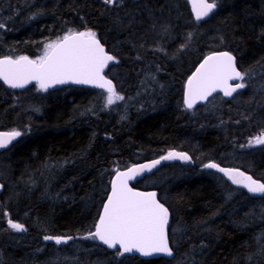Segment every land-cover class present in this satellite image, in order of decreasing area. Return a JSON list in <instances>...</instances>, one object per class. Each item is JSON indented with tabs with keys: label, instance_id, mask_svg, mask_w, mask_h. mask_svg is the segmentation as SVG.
Instances as JSON below:
<instances>
[{
	"label": "trees",
	"instance_id": "16d2710c",
	"mask_svg": "<svg viewBox=\"0 0 264 264\" xmlns=\"http://www.w3.org/2000/svg\"><path fill=\"white\" fill-rule=\"evenodd\" d=\"M122 4L0 0V57L38 59L69 31L91 30L116 58L106 76L118 93L132 96L147 79L157 84L153 107H129L123 115L97 110L105 107L101 91H41L35 85L13 91L0 82V131L21 132L0 152V264H264V197L251 198L216 173L196 169L212 161L264 182V147L238 151L246 138L264 131L258 99L264 0H216L201 22L184 0ZM220 50L234 56L244 79L253 76L250 85L230 100L213 97L216 113L202 112L206 105L185 108L186 78L204 56ZM170 150L186 152L193 166L163 165L157 171L165 170L167 181L144 177L133 187L156 189L169 209L173 258H117L116 251L88 242L113 173ZM232 151L243 159L233 160ZM9 220L26 230L14 231ZM45 236L71 239L60 251L64 243Z\"/></svg>",
	"mask_w": 264,
	"mask_h": 264
},
{
	"label": "snow or ice",
	"instance_id": "6c2138e0",
	"mask_svg": "<svg viewBox=\"0 0 264 264\" xmlns=\"http://www.w3.org/2000/svg\"><path fill=\"white\" fill-rule=\"evenodd\" d=\"M105 4L122 3L123 0H103ZM192 5L195 20L208 17L217 7L216 0H188ZM3 27V24H0ZM116 58L105 51L96 33L91 30L69 31L45 46L44 54L38 59L20 56L0 58V81L9 88L23 89L35 82L39 90L47 91L55 85H91L107 93L106 106L123 100L104 71ZM244 75L237 70L235 58L229 52L214 53L206 57L196 72L187 81L185 105L192 109L198 101H206L216 91L230 97L244 83L235 86L229 81H243ZM21 132L12 130L0 132V148H6ZM250 144L264 145V134L249 141ZM161 159H182L189 157L183 153L169 152ZM160 160L118 172L111 181V194L103 205V212L86 239L99 240L109 249H115L117 256L138 253L143 257L155 254L172 256L169 247L167 226L169 209L157 199L156 192H139L129 187L128 181L144 171H151ZM206 168H214L226 176L233 184L242 185L250 193L264 196V183L234 169L208 163ZM8 226L16 232L26 229L20 223L8 221ZM45 240H55L56 244L67 243L71 237L45 236Z\"/></svg>",
	"mask_w": 264,
	"mask_h": 264
},
{
	"label": "water",
	"instance_id": "95a60500",
	"mask_svg": "<svg viewBox=\"0 0 264 264\" xmlns=\"http://www.w3.org/2000/svg\"><path fill=\"white\" fill-rule=\"evenodd\" d=\"M186 3H187V5H188V8H189V12H190V15H191V17H192V19L194 20V21H196L195 20V16H194V13L192 12V5L188 2V0H184ZM104 3V2H103ZM105 4V3H104ZM109 5H113V4H109ZM215 10V9H214ZM214 10H213V12H214ZM212 12V13H213ZM211 13V14H212ZM210 14V15H211ZM209 15V16H210ZM208 16V17H209ZM208 17H205L203 20H201V21H204V20H206ZM201 21H196V22H201ZM98 39V38H97ZM105 48V47H104ZM105 51H106V49H105ZM107 52V51H106ZM220 52H227V51H222V50H220V51H213V52H211V53H209V54H207L206 56H204L198 63H197V65L192 69V71L190 72V74L188 75V77L186 78V80H185V83H184V86H183V91H182V102H183V105L185 106V108H187L186 107V105H185V103H184V101H185V96H186V91H187V81H188V79L196 72V70H197V68H199V66H200V64L201 63H203V61L206 59V57L207 56H209V55H211V54H214V53H220ZM108 53V52H107ZM108 54H110V53H108ZM231 54V53H230ZM111 55V54H110ZM232 55V54H231ZM233 56V55H232ZM5 57V56H4ZM20 57V56H19ZM234 57V56H233ZM0 58H3V57H0ZM13 58V57H12ZM18 58V57H17ZM13 59H15V58H13ZM30 59V58H29ZM113 64V62H110L109 63V65H108V67L105 69V71H104V74L106 73V71H107V69L111 66ZM235 64H236V61H235ZM237 67V66H236ZM237 70L239 71V69L237 68ZM106 76V75H105ZM107 79H110V78H108V77H106ZM111 80V79H110ZM112 81V80H111ZM6 88H8V89H11V90H14V91H21V90H24V89H26V88H28V87H30V86H32V85H36L37 87H38V85L35 83V82H33V83H31V84H29V85H27L25 88H23V89H12V88H9L6 84H4L3 83V81H0ZM113 83V82H112ZM237 83H239V81L238 80H232V81H229V84L230 85H232V86H235ZM113 85H114V83H113ZM66 86H73V87H78V88H83V89H91V90H102V89H99V88H96V87H93V86H91V85H77V84H64V85H55L54 87H51V88H49L47 91H52V90H56V89H59V88H62V87H66ZM241 89H237V91H235L233 94H232V96H230V97H226V96H224V94H223V92H221V91H216V92H214L211 96H209L208 97V99L206 100V101H198L195 105H194V107L193 108H196V107H198V106H203V105H205L207 102H208V100L211 98V97H213L214 95H220V96H222V98L223 99H225V100H229V99H231L233 96H234V94H236L237 92H239ZM102 91H104V90H102ZM192 108V109H193ZM188 109V108H187ZM0 132H9V131H0ZM18 138V137H17ZM16 138V139H17ZM15 139V140H16ZM15 140H13L7 147H9ZM6 147V148H7ZM5 148H0V152L2 151V150H4ZM177 152V153H183V154H186L188 157H189V159L188 160H182V159H169V160H164V159H161V157H163V156H166L169 152ZM170 151H168V152H166V153H164V154H162V155H159V156H157V157H154V158H151V159H147V160H142V161H138V162H135V163H132L131 165H129V166H127V167H125V168H122V169H119V170H117V171H115L114 173H113V175L111 176V178H110V181H109V185H108V192H107V194H106V197H105V199H104V201H103V203H102V206H101V209H100V212H99V215H98V217H97V220H96V222H95V224L98 222V219H99V217H100V215L102 214V212H103V205L107 202V198H108V196L111 194V181H113V180H115V178H116V175H117V173L118 172H124V171H127L128 170V168H130V167H133V166H139V165H143V164H151L153 161H155V160H160V163L159 164H157L154 168H152L151 169V171H144V172H142L140 175H138V176H136L134 179H132V180H129L128 181V184H129V187H131V188H133L135 191H139V192H156L157 193V199H158V191L156 190V189H138V188H135V187H133V185L132 184H134L136 181H139V180H141L142 178H144V177H146V176H149V175H151V174H153L155 171H157L160 167H162L163 165H166V164H172V163H177V164H179V165H182V166H193V161H192V159H191V157L186 153V152H184V151H177V150H170ZM208 163H213V162H205L203 165H201L200 167H198V170H209V171H213V172H215V173H217L220 177H222L227 183H229L233 188H235V189H239V190H242L243 192H245L249 197H252V198H259V197H264V196H262L261 194H254V193H250V192H248V190L246 189V188H244L242 185H238V184H233L232 182H231V180H229L226 176H224V174L223 173H221V172H219V171H217L216 169H214V168H206L205 167V165L206 164H208ZM218 165V164H217ZM219 166V165H218ZM219 167H222V166H219ZM222 168H226V169H234V170H237V171H239V172H242V173H244L246 176H251L249 173H247V172H245V171H243V170H241L240 168H237V167H222ZM252 177V176H251ZM253 178V177H252ZM254 180H256L257 182H260V183H263L262 181H260V180H258V179H255V178H253ZM0 189H1V184H0ZM159 200V199H158ZM165 206V205H164ZM166 207V206H165ZM170 219H171V217H170V212H169V222H168V226H167V232H168V228H169V225H170ZM95 226V225H94ZM95 229L93 228V230L92 231H94ZM96 242L98 243V245H100L102 248H104V249H106V250H108V251H116L115 249H109V248H107V246L106 245H104V244H102L99 240H96ZM170 247V246H169ZM173 252V251H172ZM129 256H134V257H137V258H139V259H141V260H150V259H158V258H165V259H171L172 257H173V255L172 256H166V255H164V254H155V255H153V256H151V257H143V256H140L138 253H134V254H125L124 256H117V258H123V257H129Z\"/></svg>",
	"mask_w": 264,
	"mask_h": 264
},
{
	"label": "rangeland",
	"instance_id": "374dc122",
	"mask_svg": "<svg viewBox=\"0 0 264 264\" xmlns=\"http://www.w3.org/2000/svg\"><path fill=\"white\" fill-rule=\"evenodd\" d=\"M115 5L117 6V8H122V6H123L122 3H117ZM252 80H253V76L251 74H249L245 79H243L242 82L245 85L243 90L248 88V86L250 85L249 83ZM154 88L155 89L157 88V84L153 80H152V82L150 81V79L141 81L140 82V86H139V90L132 96L131 95L123 96L122 94L117 92L119 95L123 96L124 99L116 101L114 104H112L110 106H106L107 93L100 92L98 94L99 95L98 98H99V101L102 104H105V107H102V106L97 107V110L112 109L115 112H121V114H123V115H125L127 113L129 107H132L133 109L138 110V111L140 109L142 111L145 109L144 111H146L149 108L153 107V105H154V103H153L155 101L154 95L157 94L156 90ZM259 88L262 89V90H260V95H259L260 97H258V99L259 98L261 99V102L259 104L264 107V88H262V87H259ZM251 94H253L255 96V97H252V98L256 100L257 99L256 93L252 92ZM237 98L234 99V103H237V101L239 100ZM95 101L96 100L94 99V102ZM216 101H217V99L210 100L206 104V109L203 110L202 112L207 113L206 111H212V113H216L217 112L216 111V109H217L216 105L217 104H215ZM263 107H262V109H264ZM95 109H96V105H95ZM194 109L195 108H193L191 110H194ZM194 112H196V111H194ZM198 112H200V110H197V113ZM261 134H264V131H259V132L255 133V134H253L252 136L246 138V140L241 144V146H240L238 151H241L242 153H245L246 151H248V149H251V148L264 147V145H262V144H250L249 143V141L253 140L255 137L260 136ZM231 158L233 160H235V158H237V160L240 161L241 159H243V155L240 156L239 154H237V151H232V157ZM163 171H165V170H160V171L155 172L154 174H151V175L147 176L146 177V181L157 183L156 179L158 180L159 178L162 181H164V182L167 181L168 177L165 175L166 173H164ZM218 181L220 182L221 185H223L222 181H220V180H218ZM226 191L231 194V197L235 196V194H236V191L229 190L228 188L226 189ZM90 241H91V239L88 242H90ZM53 242H55V240H53ZM62 245L63 246H61V247L59 246V250L60 251L64 250V248H62V247H64L65 243L62 244Z\"/></svg>",
	"mask_w": 264,
	"mask_h": 264
},
{
	"label": "bare ground",
	"instance_id": "6f19581e",
	"mask_svg": "<svg viewBox=\"0 0 264 264\" xmlns=\"http://www.w3.org/2000/svg\"><path fill=\"white\" fill-rule=\"evenodd\" d=\"M207 162H209V161H207ZM210 162H212V161H210ZM205 163V162H204ZM204 163H202L201 165H203ZM214 163V162H213ZM215 164H217V163H215ZM201 165H199V166H196V169L198 170V167H200ZM219 166H221V165H219ZM222 167H226V166H222ZM199 171H209V170H199ZM211 172H213V171H211ZM218 175V174H217Z\"/></svg>",
	"mask_w": 264,
	"mask_h": 264
}]
</instances>
